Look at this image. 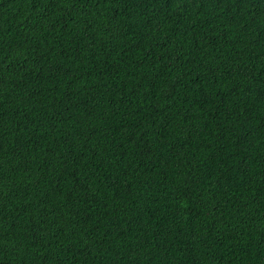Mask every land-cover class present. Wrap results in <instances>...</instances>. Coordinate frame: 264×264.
Returning <instances> with one entry per match:
<instances>
[{"label": "trees", "instance_id": "1", "mask_svg": "<svg viewBox=\"0 0 264 264\" xmlns=\"http://www.w3.org/2000/svg\"><path fill=\"white\" fill-rule=\"evenodd\" d=\"M0 264H264V0H0Z\"/></svg>", "mask_w": 264, "mask_h": 264}]
</instances>
